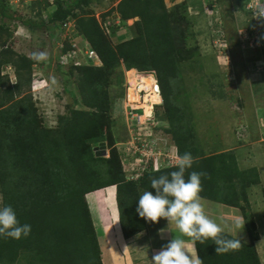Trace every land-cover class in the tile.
I'll return each mask as SVG.
<instances>
[{"label":"trees","instance_id":"trees-1","mask_svg":"<svg viewBox=\"0 0 264 264\" xmlns=\"http://www.w3.org/2000/svg\"><path fill=\"white\" fill-rule=\"evenodd\" d=\"M191 1L167 7L164 0H120L115 7L119 24H115L113 16L107 20L109 14L101 18L102 24L109 25L110 33L105 34L94 16L81 13L91 0H54L46 19L42 11L37 16L24 17L0 0V195L2 206L13 208L20 225H31L27 237H0V264H102L86 195L107 187L115 188L123 237L128 239L145 229L144 219L136 212L139 197L145 191L155 195L151 178L177 168L147 172L138 180L125 176L110 132L112 105L108 92V88L115 86L121 90L117 96H122V66L155 73L163 108L156 116L169 125L166 132L178 154L188 152L194 160L185 172V179L192 171L206 173L201 177L202 199L241 210L250 243L241 242L239 250L216 254V245L211 240L204 244L196 242V252L203 264H260L254 247L258 234L252 216L247 206L240 205L247 203L246 189L260 182L257 170L239 169L230 150L206 153L198 146L188 120L194 90L185 88L183 72L194 71L192 64L199 55L198 48L188 42L194 37L195 27L199 22L205 24L217 58L228 59L231 45L227 38V52L221 53L214 47L204 11L198 19L199 9L203 10L201 1ZM219 4L226 5L224 0H219ZM190 5L197 14L188 12ZM134 18L138 20L128 26L127 21ZM71 20L75 23V34L71 37L93 49L102 67H69L65 71L56 65L63 92L72 103L65 101L64 111L56 114L54 125H44L38 118L36 100L30 90L33 66L38 64L31 54L39 47L37 43L43 49L42 38L50 32L53 48L61 42L62 51H66L71 38L62 39L60 29ZM12 26L35 33L34 36L37 33L29 53H18L11 46ZM131 27L134 38L118 39L121 31L131 33ZM235 44L240 47V43ZM256 51L247 64L260 67L264 74V39ZM258 62L261 64L257 65ZM233 65L226 69L225 77L234 74ZM6 67L12 69L14 82L8 74H2ZM69 84L75 86L77 95L71 93ZM101 143L110 149L107 158L96 148ZM262 195L264 199V188Z\"/></svg>","mask_w":264,"mask_h":264},{"label":"rangeland","instance_id":"rangeland-1","mask_svg":"<svg viewBox=\"0 0 264 264\" xmlns=\"http://www.w3.org/2000/svg\"><path fill=\"white\" fill-rule=\"evenodd\" d=\"M119 1L120 0H91L87 7H83L84 10L81 13L86 12L87 16H94L99 22H101V24V18L109 15L111 17H107V20L111 19L113 16V21H116L117 18H119V15L115 12V7ZM182 1L183 0L169 2V0H164L167 7L179 4ZM3 2L24 17L30 15L37 16V13L42 11V16L46 19L47 13H50L53 9V4L48 5V3H44L43 0H3ZM224 2L226 5L222 6V19L224 22L226 37L229 40V44H231L229 58L227 59L225 57L224 59H221L216 57V52L212 47V43H210L207 37L205 24L202 22H199L198 26L195 27L196 31H194V37L190 38L188 41L191 46H196L198 48L199 53L196 61L192 64V66H194V71L185 70L183 72L184 81H186L185 88L194 90L192 98L189 101L188 110L190 115L188 116V120H190L191 126L194 129L198 144L202 146L206 153L220 150L227 151L235 149L236 147H241V149L238 150V153L240 154L238 155L240 157H237V159L240 162L243 159H248L246 160V163L250 164L255 161L254 158L258 159V161L260 159L264 161V143H261L263 142L261 141L260 143L256 142L249 146H243L237 139L236 131L239 127L246 126L250 138L249 125L251 120L250 118H247L250 117L248 111L251 109L250 106L255 107L256 101L257 105L258 103H261L260 106H264V74L261 73L262 70L258 71L255 69V66L247 64V62H249L258 51L241 49L240 47L235 46V43L239 44L236 35L237 29L247 25L245 14L239 8L234 9L233 11L232 5H230L231 3H229L228 0H224ZM199 10L201 13L198 19H201L203 16V10ZM137 20L138 18L131 19V21L128 20L127 25L132 26L133 22ZM131 28L130 36L131 38H134L135 34L133 33V27ZM74 32L75 23L74 20H71L69 35L75 34ZM51 33L52 32L47 35L48 38L46 36L42 38V40L45 41L43 49L40 47V43H37L38 45L36 46L39 47L34 49V52H45L47 58L40 61V63L38 62V64L34 66V83L31 85L30 89L33 100H36L39 120L42 124H48L50 126L54 125L56 114L64 111L62 107L65 104V101L67 100L68 103H72L70 96L63 92L59 72L55 67L53 58L55 52L51 42H49L52 36ZM34 34L32 35L28 31L21 32L20 30L19 33L15 35L13 34L10 44L16 52L27 54L30 50H33V43L35 44L34 38L37 33L35 36ZM231 64H234V74H229L225 77L224 72L229 70ZM66 68L63 70L67 71ZM7 74L10 76L11 81H13L15 78L13 71L7 69ZM71 81H73V79H71ZM251 81L253 83H251ZM123 84L122 93L124 94L125 81ZM68 87L72 94L77 95V90L74 85L69 84ZM108 92L112 105L110 110V132L114 141V148L116 149L118 156H120V150L124 147L123 144L128 140V133L131 127H128L125 121L124 109L122 106L123 95L117 96L121 90L115 86H111L108 88ZM251 95L253 97H251ZM251 98H253L252 102ZM243 107L248 109L247 112L249 116H245L246 118L241 117V114L237 116ZM156 111L161 112L163 111V108L159 107ZM258 121L260 126H257L262 133L261 137L264 138V121L261 119H258ZM154 131L157 133V129ZM170 138V135H166L167 146L173 145ZM255 139H257L256 136L253 137V140ZM247 140H244L243 142L245 143ZM251 147H255V150ZM97 150L101 152L103 157L107 158L109 156L110 149L107 148L106 143L104 148ZM233 153L236 155L237 151H234ZM241 165L242 164L240 163V166ZM259 165L261 166L258 167L264 171V162H261ZM255 186L256 189H246L245 193L247 195L248 191H252V194L250 195L251 210L254 213L257 209L256 212L259 214V212L264 210V200L261 194L258 197V201L254 196L256 193L258 195L259 192L262 191L263 185ZM113 190L114 188L110 187L106 191L111 192ZM104 191L99 190L93 195L100 196ZM201 202L204 205L205 214L222 227H225L226 233H230L234 236L233 238H237L241 242L246 244L250 243L245 224L242 229H236L234 227L235 220L230 221V216L236 215L235 211L239 212L238 210L213 202L207 203L205 200H202ZM240 205L244 207L247 206L249 210L248 205L244 202H240ZM0 207H2V203H0ZM258 208L261 210H258ZM238 219H241V214L238 215ZM262 231L264 232V230ZM258 252H262V247H260ZM262 262L264 264V258L262 259Z\"/></svg>","mask_w":264,"mask_h":264},{"label":"built area","instance_id":"built-area-1","mask_svg":"<svg viewBox=\"0 0 264 264\" xmlns=\"http://www.w3.org/2000/svg\"><path fill=\"white\" fill-rule=\"evenodd\" d=\"M53 4L54 0H45ZM178 0H169L175 2ZM203 11L211 27V35L214 38V47L221 53L227 52L228 42L222 19L223 7L219 0H200ZM232 9L239 8L245 14L247 25L239 27L236 31L241 49L259 50L264 36V20L256 18L255 12L259 4L264 0H228ZM170 4V3H169ZM188 6L190 14L197 11ZM232 11V10H231ZM224 12V11H223ZM101 24V22H99ZM119 24V20L115 21ZM105 34H109V25L102 24ZM70 21L63 23L61 27V38H71L70 47L62 51L63 43L54 46L55 64L60 67H77L81 65H101L96 52L86 43L78 44L69 35ZM258 62L257 65H260ZM6 67L2 74H7ZM260 71V67H255ZM12 70V69H11ZM131 86V84H133ZM122 97L125 121L129 129L128 140L120 150L122 170L128 180H138L147 172H156L164 168L176 166V151L174 147L167 146L166 139L157 135L154 130L159 125L155 117L156 106L161 103L160 91L153 71L125 73V88ZM238 141L247 140L249 131L247 127L241 126L236 131Z\"/></svg>","mask_w":264,"mask_h":264},{"label":"clouds","instance_id":"clouds-1","mask_svg":"<svg viewBox=\"0 0 264 264\" xmlns=\"http://www.w3.org/2000/svg\"><path fill=\"white\" fill-rule=\"evenodd\" d=\"M48 5L51 4L48 3ZM255 17L264 20V3L258 5ZM31 58L39 62L45 60L47 58V54L45 52H33L31 54ZM99 60L101 63L99 66L81 65L77 67H102L101 59L99 58ZM68 68L69 67L66 69ZM127 71L146 72L137 71L136 69H125L122 66L123 83L125 81V73ZM14 80L11 82H14ZM33 83L34 80L32 79L31 85ZM123 86L124 84H122V90ZM157 87L160 91L158 82ZM161 105L162 97L161 103L156 106V110L161 107ZM156 119L159 122V125L155 128L157 129L156 134L166 139V135H170L166 132V130H169V125H167L166 122L163 123L157 117ZM170 140L173 142V145L170 147H174L177 154L175 157L177 170L166 175L151 178V188L155 189L156 194L153 195L152 192L145 191L138 199L136 212L146 222L157 223L159 219L163 218L169 223H174L175 228L179 231L181 237L186 236L190 238L193 247L192 252L190 253L188 251V243L184 239L174 236L166 245L162 246V248L152 256L151 264H203V261L197 255L194 246L196 242L204 244L207 240H211L216 245V254L239 250L242 244L241 241L237 238H226L223 235L225 227H222L205 214L204 205L201 202L202 197L200 196V192L202 191L201 177L206 176V173L192 171L188 174V178L185 179L186 170L191 168L194 163L193 157L188 152H185L183 155H179V150L177 149L172 137ZM2 201L3 197L0 196V203H2ZM243 225L244 222L241 219H237L234 222V227L236 229H242ZM30 231L31 225H20L15 211L10 205L0 207V237L20 239L21 236L27 237L30 234ZM163 231L164 230L162 229L161 232Z\"/></svg>","mask_w":264,"mask_h":264},{"label":"crops","instance_id":"crops-1","mask_svg":"<svg viewBox=\"0 0 264 264\" xmlns=\"http://www.w3.org/2000/svg\"><path fill=\"white\" fill-rule=\"evenodd\" d=\"M191 1V0H190ZM192 2V1H191ZM166 3V2H165ZM192 6V5H190ZM193 7V6H192ZM131 21V20H130ZM12 29L13 34L19 33L21 30L24 32H27V30H24L23 28H19V26H12L10 27ZM118 39L127 40L130 39V33L127 34L125 32H120V34L117 35ZM261 75V74H260ZM250 76V75H249ZM251 77V76H250ZM249 79V78H248ZM252 83V81H251ZM251 97H253L251 95ZM253 101V98H251V102ZM256 101V100H255ZM257 102V101H256ZM255 102V107H251V109L242 108L241 112L237 116L241 114V117L246 118L245 116H249L247 118H250V138L248 137L247 142L240 141L239 143L243 146H249L252 143H264V138H262V133L260 131V128H258L257 125L260 126L258 119H261L264 121V106L261 107V103ZM250 113L248 115V112ZM247 123V122H245ZM258 123V124H257ZM236 129V128H235ZM257 137V139L253 140V137ZM198 143V142H197ZM198 146H200L198 144ZM264 146V144H263ZM202 148V146H200ZM253 150H255V147H251ZM241 149V147H236L235 149H231L230 151H237L236 160H237V166L241 170H246L249 168H255L257 170V174L259 177V184L257 186L263 185L262 188H264V171L263 169L259 168L258 166L261 162H264L263 160L258 161V159L254 158L255 161L253 163L247 164L246 160L243 159L241 162L237 159L239 158L240 154L238 153V150ZM245 150V149H244ZM218 152H223L222 150ZM240 152V151H239ZM248 152V151H247ZM239 154V155H238ZM240 163L242 164L240 166ZM259 163V164H258ZM264 167V165H263ZM110 187H107L105 189H101V191H104L103 194L100 196L93 195L94 193H89L86 195V201L88 204V208L90 211V215L92 218L93 226L96 232L99 248H100V257L102 264H151L152 256L159 251L162 246L166 245L174 236L177 238H182L188 243V251L192 252V244L190 241V238L188 237H181L179 231L175 228L174 223H169L166 219H159L157 223L152 222H145V229L138 234L126 239L123 237L119 221H118V212L116 208V202H115V188L113 191L108 192ZM248 189H256L255 185H251ZM252 194V191H248L246 196L247 205L249 207V212L252 216V220L254 222V226L256 228V233L258 234V240L254 242V247L259 259L260 264H263L262 259L264 258V210L262 212H259L257 214L256 210L253 213L250 203V195ZM262 195V191L255 194L254 198L258 201V197ZM263 198V195H262ZM205 200V199H202ZM264 200V199H263ZM207 203L212 202L209 200H205ZM217 203V202H213ZM220 204V203H217ZM222 205V204H220ZM225 206V205H223ZM228 207V206H226ZM232 208V207H230ZM238 210L239 212L235 211L236 215L230 216L231 220H237L238 215L242 213L238 208H233ZM258 210H261L258 208ZM260 221V222H259ZM244 222V220H243ZM164 230L161 232V230ZM226 233V232H225ZM228 235H231L230 233H226ZM232 236V235H231ZM234 237V236H232ZM236 239V238H235ZM195 247V246H194ZM262 247V252L259 253V249ZM196 249V248H195Z\"/></svg>","mask_w":264,"mask_h":264},{"label":"water","instance_id":"water-1","mask_svg":"<svg viewBox=\"0 0 264 264\" xmlns=\"http://www.w3.org/2000/svg\"><path fill=\"white\" fill-rule=\"evenodd\" d=\"M105 144L101 143L99 146H97V148H104Z\"/></svg>","mask_w":264,"mask_h":264},{"label":"bare ground","instance_id":"bare-ground-1","mask_svg":"<svg viewBox=\"0 0 264 264\" xmlns=\"http://www.w3.org/2000/svg\"><path fill=\"white\" fill-rule=\"evenodd\" d=\"M134 85V83L133 84H131V86H133Z\"/></svg>","mask_w":264,"mask_h":264}]
</instances>
